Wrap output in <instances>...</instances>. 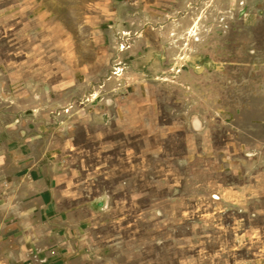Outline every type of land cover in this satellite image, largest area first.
<instances>
[{"label": "rangeland", "instance_id": "rangeland-1", "mask_svg": "<svg viewBox=\"0 0 264 264\" xmlns=\"http://www.w3.org/2000/svg\"><path fill=\"white\" fill-rule=\"evenodd\" d=\"M257 107L264 0H0V264H264L173 199L264 155Z\"/></svg>", "mask_w": 264, "mask_h": 264}, {"label": "crops", "instance_id": "crops-1", "mask_svg": "<svg viewBox=\"0 0 264 264\" xmlns=\"http://www.w3.org/2000/svg\"><path fill=\"white\" fill-rule=\"evenodd\" d=\"M257 108L264 114V107ZM255 125H257L259 130H264V120H260ZM253 140L259 143L262 151V148H264V138L253 137ZM246 151V148H244V153L237 155L234 149L233 152L229 151L227 154L220 155L219 162L221 168L214 171L215 174L221 177L219 180L213 179L211 183L202 182L199 180L197 173L191 179L185 177V180H182L184 177L181 176L178 190L179 195L173 199L179 201L181 206L185 208L194 203L195 209L193 212H196V218H193L192 215L190 216V214H193L191 212H181L180 222L183 223L189 220V227L198 226L199 220H201L200 218L203 215L198 214L197 210L199 209V205H202V198L204 197L205 202L217 205L221 213L226 212L231 214V222L229 224L225 225L220 222L222 219L221 213L212 222L216 223V226H219V228L224 229L227 227L228 230L232 231L234 240L236 241L234 243L235 246L236 244L240 246L239 244H242V242L245 244L252 242L256 236V230L260 234L264 233V155L260 152L250 153ZM199 156L202 157V155H196V157ZM258 160L263 162V164L259 166L255 165V162ZM222 162H226V164ZM212 194L219 196V200L212 201L210 198ZM185 213L189 214L184 217L183 214ZM8 220L0 217V225L7 224ZM132 239H134V236L131 237ZM153 240L151 242H155V238ZM86 254L87 252H85V258ZM32 256L36 261L27 263V260ZM32 256L24 254L20 255V257L19 255H11L2 264H52L48 257L39 253ZM85 264H93V262L89 259V262L85 260Z\"/></svg>", "mask_w": 264, "mask_h": 264}]
</instances>
